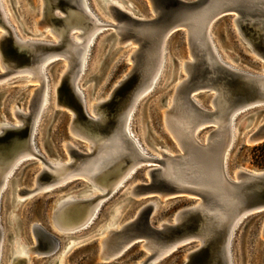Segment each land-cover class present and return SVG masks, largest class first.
I'll list each match as a JSON object with an SVG mask.
<instances>
[{
  "label": "water",
  "instance_id": "95a60500",
  "mask_svg": "<svg viewBox=\"0 0 264 264\" xmlns=\"http://www.w3.org/2000/svg\"><path fill=\"white\" fill-rule=\"evenodd\" d=\"M41 1L43 19L61 35L59 42H20L9 30L0 39V54L7 62L9 71L41 64L50 57L51 52L69 53L73 69L78 65L76 54L74 55L76 45L69 42L68 33L75 26H91L90 12L84 5V0ZM121 2L125 7L116 4L109 6L118 24L111 25L115 31H111L107 37L111 41L110 47L114 54L127 46L135 49L131 54V66L111 90V97L103 103L98 119L89 117L81 96L72 85L71 72L63 77L58 88V103L66 106L75 115L69 130L78 131L90 138L94 154L109 145L107 142L113 143L116 140L126 141L134 150L133 142L128 139L124 129L126 111L135 92L149 80L153 69L164 55L163 48L167 40L173 33L183 30L187 52L192 59L191 62H186L189 77L177 85V99L180 103L167 107L166 97L162 106L166 108V130L173 129L175 119L184 127L179 138L183 154H175L170 158L174 173L185 179L188 172H191L190 179L196 180L198 185L181 186L175 174L174 177L173 174L163 173L160 168H153L150 179L142 180L137 185L136 192L146 194L143 196H146V201L152 196L165 193L170 196H191L187 194L190 193L200 197L203 203L177 212V223L166 220L161 225H155L152 222L156 213L154 205L147 202L141 205L138 216L123 233L119 237L114 234L103 250L111 254L112 248L122 249V241L132 243L138 238L147 239V242H153L162 248L163 245L175 243L186 236L196 235L204 239L203 246L191 252L184 264H231L225 243L230 220L235 213L243 210L247 211L244 218L264 212V168L251 166L248 171L239 169L238 181L234 182L225 175V157L229 147L231 152L238 137L245 146H256L264 142V114L257 118V113H248L241 118L247 124H237L243 114L254 108H264V77H254L220 63L208 40L207 27L213 19L237 15L235 23L240 30L241 41L264 60V0H148L149 15L135 10L127 3L128 0ZM1 3L0 0V25L6 26ZM11 3L15 4L16 0H11ZM87 5L93 8L90 0H87ZM63 58L67 56L64 55ZM55 60L60 59H54L50 64ZM173 62L177 76L182 72L180 61L176 59ZM174 80L175 77L169 84L173 85ZM42 86L41 83L40 88L33 92L29 106L31 114L40 105ZM213 88L217 91V96L211 105L208 103L201 107L194 101L193 97L200 94L201 90L205 89L210 94ZM182 113L189 117L191 123L188 120L184 122ZM31 114L24 115V125L5 130L0 136V151L28 142L31 134ZM232 126L237 131L234 140ZM204 130L208 133L203 142L199 135ZM147 137L145 140L149 142ZM67 148L75 159L72 168L79 167L92 154L76 146ZM64 171L63 168L54 167L50 170L44 169L35 179L38 184H45L55 180ZM24 191H28L27 188H21L20 192ZM49 191L51 190L47 192ZM22 202L14 206L13 199L14 209ZM8 221L15 223L16 214L10 215ZM31 229L40 253L50 255L58 248L59 240L41 224L35 222ZM262 230L264 231V221ZM64 236L67 234L61 235Z\"/></svg>",
  "mask_w": 264,
  "mask_h": 264
},
{
  "label": "rangeland",
  "instance_id": "374dc122",
  "mask_svg": "<svg viewBox=\"0 0 264 264\" xmlns=\"http://www.w3.org/2000/svg\"><path fill=\"white\" fill-rule=\"evenodd\" d=\"M90 1L94 12L102 21L112 25L117 23L96 0ZM2 2L8 24L15 30L17 36L23 39L57 42L49 29L45 30L36 26L37 21L42 17L41 0H16L15 4L10 3L8 0H2ZM129 3L140 13L150 14L148 0H129ZM2 30L3 28L0 27V34L4 32ZM112 30L114 31V29ZM112 30H102L97 35L87 57L86 69L79 80V86L87 101L90 115H93L90 109L91 102L107 98L113 87L131 66L130 55L134 48L127 46L114 54L110 47L111 41L107 37ZM39 32H44V34L39 35ZM210 32L225 62L238 68V70L263 74L264 60L255 52H251L241 41L232 16L227 15L218 18L211 26ZM77 33H79V30H73V38L79 41L75 36ZM164 51L166 56L164 54V65L158 84L149 93L141 97L131 121L133 134L140 139L143 147L154 156H160L161 152L172 156L181 153L176 141L165 129L163 114L165 107L162 106V103L166 97L169 99L174 92L176 82L173 85L169 84L173 77L186 78L187 74L182 68L183 62L192 60L187 52L186 37L183 30L171 35L167 40ZM56 58L60 60H55L50 64V61ZM176 59H180V69L182 70L180 74L183 73L182 75L177 74L178 76H176L173 62ZM48 62L46 75L49 81L50 96L48 105L45 107L37 126L35 142L39 154L46 160L64 162L70 158L65 150V142L76 145L85 152H88V142L71 134L69 125L72 113L63 106L58 108L55 104V85L68 62L60 56H56ZM1 64L0 60V73L4 72ZM22 77L27 78L31 75H16L15 73L0 79V124L5 122L16 124L18 119L14 115V111L28 112V106L33 95L32 90L40 83L36 80H23ZM206 91L203 89L200 94L193 97L203 107L208 103L211 105L210 101L214 94L212 90L210 94H207ZM263 109L258 107L243 114L237 120V124L246 125L247 121L241 119L243 116L248 115V113H257L256 117L258 118L264 114ZM207 133L206 130L202 131L199 138L204 139ZM146 136H148L149 142L145 140ZM252 147L242 145L240 137H238L231 152L229 149L226 170L231 178H235L236 171L239 168L246 169L252 166L263 169L252 164ZM34 157L27 158L18 166L8 179L7 187L3 192L0 225L4 232V245L0 264H17L13 262L12 252L16 240L25 243L26 246L34 244L31 226L35 222L53 233L59 240V246L50 255L32 254L29 258L23 257V264H139L143 258L149 255V252L141 246L144 240L139 238L132 242L121 254H116L115 257L112 256L113 259L111 257L109 260H103L99 255L101 251L99 242L104 236L105 227L111 218H117L116 220L119 221L117 224L125 222L126 219L129 221L145 202L150 200L157 202V196H152L147 201L145 200L146 196L132 198L128 190L133 184L148 178L146 177V171L149 168L148 165L152 163L141 165L129 180L104 202L97 217L89 226L70 235V237H61L62 233L57 231L51 223V214L58 201L65 197L76 196L79 198V196H88L101 191L94 187L89 188L87 180L83 177H76L67 180L64 182L65 184L52 187L44 186L35 190V192L20 196L23 202L14 209L13 205L19 203H16L15 200L16 190L19 188L30 190L36 186L35 178L41 171L42 166L39 158ZM58 186L59 188H55ZM44 188L47 190H44ZM50 189L51 191L47 192ZM13 199L14 204L12 205ZM194 200L195 198L185 194L167 196L164 202H157V210L152 218L153 224L157 225L163 220L171 221L181 209L191 203L193 206L198 202V200H195V202ZM15 214L16 222L9 223V216ZM174 221H176V218L173 219ZM263 221L264 212H261L251 214L239 222L233 233L232 246H230L231 264H264ZM199 245V240L198 242L192 240L188 244L180 245L159 258V260H155L156 264H184L187 261L185 258L188 254L187 251L191 250L190 248H197Z\"/></svg>",
  "mask_w": 264,
  "mask_h": 264
},
{
  "label": "bare ground",
  "instance_id": "6f19581e",
  "mask_svg": "<svg viewBox=\"0 0 264 264\" xmlns=\"http://www.w3.org/2000/svg\"><path fill=\"white\" fill-rule=\"evenodd\" d=\"M8 1L11 3V0H8ZM96 1L112 17H113V15L111 14V12L109 10V6L111 4H116L119 7H125L124 3L121 2V0H96ZM1 2H2V0H1ZM127 3H129V0ZM98 4H97V6H98ZM84 5L86 6L87 10L90 12L89 16L92 18L91 19L88 17L89 20L92 22L91 26H88V25H83L82 27H76L75 26L71 29L70 33H68L69 42L76 45L75 46L76 51L74 52V55L76 54L78 65L76 64L77 67H75L74 69H73V66L70 64L71 63V60L69 58L70 54L66 53V52L64 54H61L60 52H51L50 57L47 58L46 60H44L41 64L16 69L15 71H9L8 70V67H7L8 64H7V62H5L3 60V58L0 54V60L2 63L1 65L3 66V69H4V72L0 73V74H2L0 76V79L5 78V77H7L11 74H15V73H16V75L17 74H29V75H31V77H27V78L22 77V79L27 80V81L36 80L40 83L36 88H34L32 90V92H34L35 89H39L41 86V83L43 85L42 86V93H41V102H40V105L38 106L37 110H35L31 114L30 109H29V106H30V104H29L28 112H26V113L25 112L23 113L21 111H14V115L18 119L16 124H12L10 122H5L4 124H0V136H1L5 133V130H7L9 128L24 125V123H25L24 115L31 114L30 115L31 121H32V123H30V133L31 134L29 135L28 142L27 143H19L14 147L8 148L4 151H0V213H1V199L3 196V192H4L5 188L7 187L8 179L10 178V176L15 172V170L18 168V166L24 160H26L27 158H30L31 156H33V157L35 156L34 158L37 157L41 161V163H40V165L42 166L41 171H43L44 169L50 170L52 167H54L55 169L56 168H63L65 171L62 172L61 174H59V177H57L55 180L50 181V182L45 183V184H38V182L35 180L36 186L30 190L27 189L28 191H26V192L25 191L20 192L21 188L17 189L16 195H15L16 203L21 202L20 196H22V195L31 193L33 191L35 192V190H38L44 186H51L52 187L55 185L63 184L67 180H70V179L76 178V177H78V178L83 177L85 180H87L89 188L94 187L97 190L99 189L101 191V192H99V191L95 192V193L88 195V196L87 195L83 196V197L79 196V198H77L76 196L75 197L74 196L65 197V198L60 199L58 201V203L53 208V211L51 214V220H52L51 223L57 231L61 232L62 234H65V235L67 234V236H64V237H70V235L74 234L75 232L80 231V230L86 228L87 226H89L93 222V220L97 217L99 210L102 208V205L104 204V202L107 201L113 194H115L129 180V178L136 172V170L141 165L152 163L151 165H148L149 168L146 171L148 179H150V171L153 168H160V170L163 173L173 174L174 177L176 175L174 173L175 170L173 168V164L171 163V159H170L172 155H168V154H165L163 152H161L160 156H154V155L150 154L143 147L140 139L136 138L135 135L133 134V131L131 130V121L133 118L134 110H135L139 100L141 99V97L143 95H145L146 93H149L158 84L157 82L159 80V77H160V74H161V71H162L163 65H164V55L161 57L159 63L153 69V73L150 75L149 80L147 82H145L143 84V86H141L137 92H135L133 101H131V103H130L127 111H126L124 129H125V132L127 134L128 139L131 140V142H133L132 144L134 146V150L131 149V147L128 145V143L126 141L116 140L113 143L107 142V144L109 143V145H106L104 148H100L98 150V152L94 154L93 143H90V138H88L84 134L79 133L78 131L70 130V132H71V134H73V136H76L77 138H80L81 140L88 142V152H90V153L92 152V154L90 155L89 159L86 162H83L77 168L71 167V165L73 164L75 159L73 156H71L69 154L67 147L68 146L69 147L76 146V145H72L71 143H68V142L66 143V145H68V146L65 145V148H66L65 150L67 151V153L70 156L69 160H67V161H64V162L59 161V160L49 161V160H46L41 154H39V151L37 150V146H36V142H35V136H36V131H37V126H38L39 120H40L41 116L43 115L45 107L48 105L47 103H48L49 96H50L49 81H48V78L46 75V66H47V63H49L48 61L50 59H52L56 56L64 57V55H66L67 58H64V59L67 60V62H68L67 66L64 68V70L61 73V77L59 78V81L55 85V94H56L55 104L58 108H60L62 106L66 108V106L58 103L59 102L58 101L59 100L58 99V88L62 83L63 77L68 75L69 72H71L72 85L74 86V88L78 92V94L81 96L82 101H83V103L87 109V113H88L89 117H91L92 119H98L99 118V116H100L99 114L103 109V107H102L103 103L106 102L111 97V94L109 93V96L107 98L99 100V101L91 102L90 109H91L93 115L89 114L88 104H87V101L84 97V94L81 91V88L79 86V80H80L83 72L86 69L87 57H88L91 46L94 44V41L97 38V35L102 30H104V31L108 30V29L112 30L113 27L111 26L112 24L105 23L104 21L101 20V18L94 12L93 8H90L87 5V0H84ZM1 8L4 12V16L6 19V26L0 25V27L3 28L2 31H4L3 33L0 34V39L2 37H4L5 35H7L9 30H10L13 32L16 39L19 40L20 42L37 41V42H47L50 44H58L61 35H58L57 32L54 30V28L49 23L44 21V19H43V5L41 7L42 17L40 20L37 21L36 26L44 28L45 30L49 29V32L55 36V38H56L55 40L57 42L34 40V39H29V38H27V39L20 38L19 36H17L15 30L8 24L7 17H6V11L4 9L3 2L1 3ZM235 18H237V15L233 16V22H234V24L237 28V31L240 35V30H239L237 24L235 23ZM215 21L216 20L213 19L209 23V25L207 27V36H208V40L210 42V45L212 47V51L215 54L218 61L220 63L226 65V66H229L232 69H235V70L243 72V73L250 74L254 77H264V71H263V74H255V73L253 74L251 72L238 70V68L231 66L229 63H227L223 60L222 56L220 55V53H219V51H218V49H217V47L213 41V38H212V35L210 32L211 26H213ZM116 24H118V22ZM116 24H113V25H116ZM105 27H108V28L104 29ZM73 30H79V33H77L76 35L74 34L76 36V38L79 39V41H76L73 38ZM42 34H44V32H39V35H42ZM163 49L165 50V47ZM134 50L135 49L132 50L131 54L133 53ZM77 51H78V53H76ZM251 52H253V51H251ZM165 56H166V54H165ZM130 58H131V55H130ZM56 59H58V58H56ZM179 61H180V59H179ZM186 62L187 61L183 62L182 68L185 71V73L187 74L186 78H188L189 72H188V69L186 66ZM189 62H191V61H189ZM186 78H182V79H178V77L175 78L174 82H176V84L174 86V92L171 94L170 98L167 99V107L172 106V104L174 105V104L180 103V100L177 99V85L179 83H182L183 81H185ZM211 90L214 91V94H213L211 101H210V103L212 104V101L217 96V91L214 88ZM194 101L199 106L203 107L195 99H194ZM69 111L72 113L71 121H73L75 118V115L71 110H69ZM165 111H166V108L164 109L163 114H164L165 126L168 127L167 123H166L167 120L165 117ZM182 115H183L184 122H187V120H188V122L191 121L185 113H182ZM243 121H245V120L243 119ZM240 125L243 126V124H240ZM168 129L169 128H167V130ZM182 129H184V127L182 126L181 122L178 119H175V121L173 123V129L168 130V132L172 135L173 139L176 141L178 147L181 150V153L179 155L183 154V147H182L181 141L179 139L180 138V132ZM174 130H175V132H174ZM236 132H237L236 127L232 126L231 134H232V136L234 135L233 140L236 138ZM206 137H207V134L205 135L204 139ZM204 139H200V140L204 142ZM229 149H230V147H229ZM229 149H228V152H229ZM228 152L226 153V157H225V165H224L225 175L229 179H231L232 181L236 182V181H238L237 180L238 170L241 169V170L248 171V167L246 169H242V168L237 169L235 178L234 177L231 178L229 176V174L227 173V170H226L227 169L226 168V159H227ZM53 172L55 173L56 171H53ZM191 175H192L191 172H188V174L185 176L186 177L185 179L182 178V176L177 177V175H176V177L178 178V182L181 186H187V185L197 186L198 182L194 179H190ZM36 179H37V175H36ZM139 183L133 184L131 186V188H128L130 197L137 198L139 196L146 195V194H140L139 192L138 193L136 192L137 185ZM201 186H205V185L201 184ZM51 187H48V188H51ZM55 188H57V187H55ZM44 190H47V189L44 188ZM184 193H186V192H184ZM187 194L194 197L195 200H198V202L195 203L193 206L191 203L187 207L194 208V207L199 206L203 203V200L200 197L196 196L195 194H190V193H187ZM151 195H153V194H151ZM167 196H170V194L165 193L163 195L157 196L158 197L157 202H164V200L167 198ZM195 200H194V202H195ZM147 202H150L154 205V212H155L157 210V202H155L153 200H150ZM147 202H145V203H147ZM140 208L138 209L136 214H134L133 217L129 221H127V219H126L125 222L117 224V222H119L116 220L117 218H114V217L111 218V220L109 221V223L105 227V231H104L105 234L99 242L100 246H101V251L99 254L101 259L109 260L112 256H114L116 254H121L122 251L125 250L131 244V243L122 241L120 243V245H122V249L121 250H115V248H112L113 251H112V253L110 252L111 254L105 253L103 250L106 243L111 239L112 236H114V234L116 237H119L123 233L125 228L128 225H130L131 222H133V220L138 216ZM243 211L241 213H239V212L235 213V215H233V217L231 218L229 226H228V231H227L225 243H226V250L228 251L229 257H231L230 246H231L233 233L235 231V228L237 227L239 222H241V220L244 218V216L246 215V212H247L246 210H243ZM174 218H176V221H174V223H177L178 213L175 214L173 219ZM173 219L171 220V222H173ZM163 222H167V221L163 220L160 223L158 222L159 223L158 225H161ZM31 233H32V229H31ZM32 236H33V234H32ZM263 236H264V231H263ZM33 239H34V244L31 246H26L25 243H21L18 240L15 241L16 245H15V248H13V250H12L14 263L23 264L22 258L23 257L29 258L30 255H32V254L47 255L45 253H40L38 251V249L36 247L35 237H33ZM143 240L144 241L141 243V246L144 248V250L146 249V251L149 252V255L146 258H143V260H141L139 262V264H156V261L159 260V258H162L163 256H165L174 248L176 249L178 247V245L187 243L191 240H196L197 242L199 240L200 245L197 248H190L191 250L187 251L188 254L185 256V258H187V256L191 252L201 248L203 246V242H204L203 238H199L196 235L195 236H186L180 241H177V242L172 243V244L163 245L162 248H160L159 246L153 244V242H150V241L147 242L148 241L147 239L146 240L143 239ZM3 243H4V232H3V229L0 225V257L3 255V245H4ZM56 250H53L51 252V254L53 252H55ZM112 259H113V257H112Z\"/></svg>",
  "mask_w": 264,
  "mask_h": 264
},
{
  "label": "trees",
  "instance_id": "16d2710c",
  "mask_svg": "<svg viewBox=\"0 0 264 264\" xmlns=\"http://www.w3.org/2000/svg\"><path fill=\"white\" fill-rule=\"evenodd\" d=\"M252 164L264 168V142L252 147Z\"/></svg>",
  "mask_w": 264,
  "mask_h": 264
}]
</instances>
